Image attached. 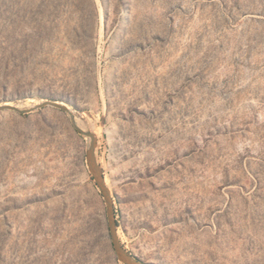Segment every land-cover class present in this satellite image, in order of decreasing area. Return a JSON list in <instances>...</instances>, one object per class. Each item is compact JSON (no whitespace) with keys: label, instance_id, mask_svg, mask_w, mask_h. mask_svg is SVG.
<instances>
[{"label":"rangeland","instance_id":"obj_1","mask_svg":"<svg viewBox=\"0 0 264 264\" xmlns=\"http://www.w3.org/2000/svg\"><path fill=\"white\" fill-rule=\"evenodd\" d=\"M43 98L97 134L130 251L264 264V0H0V104ZM89 142L0 112V264H124Z\"/></svg>","mask_w":264,"mask_h":264},{"label":"water","instance_id":"obj_2","mask_svg":"<svg viewBox=\"0 0 264 264\" xmlns=\"http://www.w3.org/2000/svg\"><path fill=\"white\" fill-rule=\"evenodd\" d=\"M44 101L36 105L35 107H17L11 105L10 103L0 104V112L5 110H11L22 114L30 113L34 110L44 108V107H53L65 111L69 116L71 123L76 131L85 135L90 139L89 146L86 151L88 167L91 171L93 178L96 180L98 186L103 192L105 201H106V214L108 227L110 231V237L112 244L116 253L118 260L124 264H154L140 258L138 255L130 251L125 244L123 243L120 233H119V224L117 221V213L115 208V201L110 187L107 184L105 171L103 169L101 156L99 154V138L97 134L90 128H82L76 121L75 114L63 101L43 98Z\"/></svg>","mask_w":264,"mask_h":264},{"label":"bare ground","instance_id":"obj_3","mask_svg":"<svg viewBox=\"0 0 264 264\" xmlns=\"http://www.w3.org/2000/svg\"><path fill=\"white\" fill-rule=\"evenodd\" d=\"M67 105V104H66ZM68 106V105H67ZM72 111V110H71ZM73 112V111H72ZM77 121V120H76ZM77 123H78V121H77ZM79 124V123H78ZM83 126H84V124H82Z\"/></svg>","mask_w":264,"mask_h":264}]
</instances>
